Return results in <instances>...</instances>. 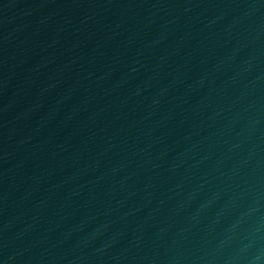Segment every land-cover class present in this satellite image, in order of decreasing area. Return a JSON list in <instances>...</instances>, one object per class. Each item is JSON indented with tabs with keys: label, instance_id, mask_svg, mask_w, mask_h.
I'll return each mask as SVG.
<instances>
[{
	"label": "water",
	"instance_id": "water-1",
	"mask_svg": "<svg viewBox=\"0 0 264 264\" xmlns=\"http://www.w3.org/2000/svg\"><path fill=\"white\" fill-rule=\"evenodd\" d=\"M0 264H264V0H0Z\"/></svg>",
	"mask_w": 264,
	"mask_h": 264
}]
</instances>
